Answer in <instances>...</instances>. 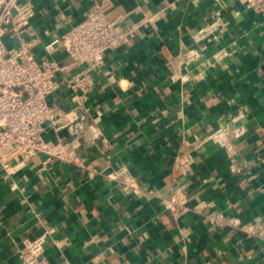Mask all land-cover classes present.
<instances>
[{"label": "crops", "instance_id": "crops-1", "mask_svg": "<svg viewBox=\"0 0 264 264\" xmlns=\"http://www.w3.org/2000/svg\"><path fill=\"white\" fill-rule=\"evenodd\" d=\"M21 1L32 5L28 29L38 36L35 56L69 64L61 48L48 54L43 46L56 36L59 14L65 17L60 30L66 29L84 17L88 0ZM109 1L117 29L141 24L126 44L108 49L91 73L85 135L97 132L108 146L103 148L99 137L91 143L78 135L86 159L98 168L125 165L140 185L168 195L173 156L183 139L208 131L241 108L245 136L228 151L227 139L206 143L181 183L190 203L212 200L241 221H264V163L254 161L264 157V24L257 13L239 0ZM207 22L213 31L198 36ZM170 54L180 55V77L172 76ZM74 70L70 66L61 74L48 102L64 108L74 104L65 83ZM59 133L71 136L66 128ZM45 137L53 138V131L47 129ZM233 153L250 165L243 184L229 171ZM43 156L28 157L8 180L0 169V264H15L22 239L47 229L56 239L66 238L61 247L50 239L44 244L43 255L52 264H264L263 239L217 229L195 213L179 223L190 236L184 251L177 222L157 199L124 193L70 164L42 168ZM11 180L17 187H10Z\"/></svg>", "mask_w": 264, "mask_h": 264}, {"label": "built area", "instance_id": "built-area-1", "mask_svg": "<svg viewBox=\"0 0 264 264\" xmlns=\"http://www.w3.org/2000/svg\"><path fill=\"white\" fill-rule=\"evenodd\" d=\"M239 1L246 9L257 13L258 22L264 24V0ZM88 3L84 17L63 30L60 29L65 17L60 13L54 26L56 36L43 46L48 54L61 48L71 58L69 64H60L52 58H37L34 54L33 47L38 36L28 29L33 16L32 5L28 1L0 0V169L4 178H12L26 165L28 157L40 153L44 155L42 168L52 162L70 164L87 178L102 176L118 185L124 193L133 191L147 199H157L177 222L184 251L190 236L179 223L190 213L198 214L204 223L217 229L228 228L246 238L264 240V221H241L236 215L217 209L212 200L200 199L190 203L187 190L181 183V179L193 169L196 153L206 143H221L227 139L223 146L228 151L245 136L247 126L242 121L245 113L241 108L208 131L194 135L192 139H183V145L173 156L169 172L172 187L168 195L140 185L125 165L98 168L86 159L77 136L85 135V118L89 111L86 101L93 84L91 73L100 67L108 49L126 44L141 24L133 22L117 29L116 19L108 14L111 8L109 0H88ZM207 31H213L208 22L203 23L195 33L203 37ZM162 50H165L164 46ZM218 55L219 52L213 56L217 59ZM179 56H168L174 78L181 76L182 60ZM70 66L75 70L66 76L65 83L73 92L74 104L64 108L58 103L48 102V96L59 88L60 76ZM64 128L71 136L59 133ZM47 129L53 131V138L45 137ZM99 136L97 132L85 135L91 143ZM99 138L102 147L106 148L107 139ZM254 161L261 165L264 157L258 155ZM249 166L245 160L237 159L234 153L231 155L229 171L240 177V184L246 182L245 174ZM10 187H17L14 180H11ZM32 212L38 215L36 211ZM49 239L58 247L66 243V238L52 237V229L35 237L26 236L21 241L22 249L15 264H52L43 255L44 244ZM63 264L71 263L66 261Z\"/></svg>", "mask_w": 264, "mask_h": 264}]
</instances>
